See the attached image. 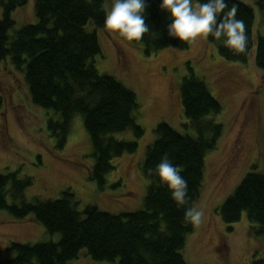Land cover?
<instances>
[{"label":"trees","instance_id":"16d2710c","mask_svg":"<svg viewBox=\"0 0 264 264\" xmlns=\"http://www.w3.org/2000/svg\"><path fill=\"white\" fill-rule=\"evenodd\" d=\"M29 0H0V60L24 71L30 96L37 106L58 115L48 119L51 135L64 146L76 113L83 117L93 145L95 163L92 178L100 184L115 169L113 160L126 152L135 153L138 141L118 139L115 134L132 130L136 138L145 134L137 123L140 103L129 87L109 74H102L94 62L102 55L96 28H104L106 0H35L37 22L15 29L13 12ZM200 3L206 0H199ZM228 9L239 5L237 19L243 20L248 37L245 50L239 54L225 47L221 40L208 36L219 54L232 61H247L255 49V63L264 70V36L255 35L256 14L253 6L242 0H225ZM145 23L150 31L141 40L148 55L166 48L188 49L189 42L168 35L170 13L162 11V0H145ZM264 7V0H258ZM228 9H225L227 11ZM92 26V28H91ZM190 74L183 77L180 92L188 123L194 133H182L169 123L160 122L156 139L146 151L142 171L150 179L144 206L139 210L114 214L96 206L77 208L72 190H64L57 199L29 200L27 189L33 178L20 177L18 171L0 173V210L17 219L33 216L51 234L60 233L58 242L35 244L12 242L14 256L0 259V264H69L81 250L95 260L118 261V264H189L182 250L194 226L184 221L185 211L194 207L201 195L206 156L224 135V125L214 119L223 110L204 80ZM1 102V98H0ZM167 154L173 166L181 168L187 181L188 204L177 206L171 192L160 178L148 169L155 167ZM249 171L220 207L223 221L232 225L244 213L258 235L264 236V172ZM254 264H264V259Z\"/></svg>","mask_w":264,"mask_h":264},{"label":"rangeland","instance_id":"374dc122","mask_svg":"<svg viewBox=\"0 0 264 264\" xmlns=\"http://www.w3.org/2000/svg\"><path fill=\"white\" fill-rule=\"evenodd\" d=\"M242 1L255 9L256 37L264 36V7L258 0ZM34 3L29 0L13 12L15 29L37 22ZM111 3L106 0L107 7ZM96 32L102 45L96 68L138 96L141 106L136 121L144 128V136L136 138L132 130L115 134L126 141L136 139L137 151L115 158V169L100 184L91 175L95 157L82 115L75 114L67 142L60 146L48 128V119L58 115L34 104L24 71L8 57L0 60V173L18 171L20 177H32L33 185L26 191L29 200L61 198L69 189L79 210L92 205L119 214L143 208L150 179L143 174L142 163L157 137V125L165 121L182 133L195 132L185 126L189 121L180 92L183 77L191 72L190 63L221 102L223 110L214 119L225 131L218 146L207 153L201 195L194 204L205 215L187 235L182 253L189 264H254L264 259V236L255 233L247 213L232 228L220 214L223 202L254 166L264 172V70L255 63V49L247 61H232L222 57L208 38L198 37L188 49L166 48L148 55L142 44L118 33L105 28ZM60 238V233H49L32 215L17 219L0 210V259L15 255L10 250L12 242L35 244ZM69 264L118 261L95 260L83 249Z\"/></svg>","mask_w":264,"mask_h":264},{"label":"clouds","instance_id":"9594fccd","mask_svg":"<svg viewBox=\"0 0 264 264\" xmlns=\"http://www.w3.org/2000/svg\"><path fill=\"white\" fill-rule=\"evenodd\" d=\"M147 7L145 0H112L110 8L101 5V10L105 12V30L118 33L129 42L141 40L150 31L144 18ZM238 7L237 3H233L228 9L225 0H206L204 3L199 0L196 3L193 0H162L160 4L162 11L170 13L172 22L167 26L170 37L189 43L198 37L223 38L224 46L237 54L245 50L248 41L244 21L236 18ZM153 172L168 187L178 207L188 204L187 181L180 175L181 168L173 166L167 154L155 169H148L149 175ZM204 215L203 209L189 207L185 211L184 221L198 226Z\"/></svg>","mask_w":264,"mask_h":264}]
</instances>
